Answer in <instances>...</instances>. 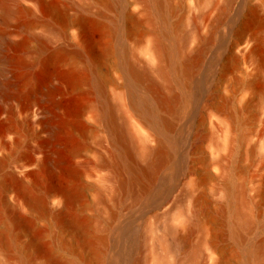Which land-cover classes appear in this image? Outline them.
I'll return each instance as SVG.
<instances>
[{"label": "rangeland", "instance_id": "obj_1", "mask_svg": "<svg viewBox=\"0 0 264 264\" xmlns=\"http://www.w3.org/2000/svg\"><path fill=\"white\" fill-rule=\"evenodd\" d=\"M49 1L65 5L67 12L74 17L87 15L83 16L84 23L75 24V28L81 32L76 43L79 47L87 46L86 49H91L90 53L96 54L94 56L102 55L101 50L111 44L110 49L113 48L103 56L95 72L102 75L100 77L104 79L108 97L115 92H126L119 60L121 47L129 58L141 61L144 58V61L143 50L154 35L143 1L123 0L127 11L135 17L136 24L120 25L119 33L109 30L112 28L110 21L118 18L119 9L110 7L108 0H74L79 8L87 9L85 12L79 10L77 5L69 6V0ZM165 13L174 40L189 31L192 23L196 24V35L202 36L207 30L214 29L205 62L211 56H217L219 61L208 74L204 66L194 73V81L203 79V91H193L191 102L177 121V125L181 126L189 120L201 130L203 139L206 138L204 136L207 138L200 143L197 154L188 158L190 175L174 183L169 201L155 214L154 219H136L129 206L130 200L124 199L119 204L120 221L131 220L135 230L134 256L144 257L151 224L156 234H160L166 225L180 227L178 217L183 206H186V215L192 217L194 198L201 197V204L209 215L201 220L200 234L213 245L207 249L206 255L196 258L193 264H225V261L240 264L230 239L212 212L214 206L225 198L221 181L216 178L220 170L215 168L214 161L226 156L222 145L226 120L230 122L231 132L235 135L232 159L228 158V162L224 157L232 176L230 186L245 181L249 205H246L247 212L251 213L248 216L254 224L244 234L243 247L264 246V0H232L229 4L227 0H166ZM21 21L27 23L29 19L21 18ZM40 30L37 27L33 32L39 33ZM110 31L114 33L110 34L112 38ZM242 34L251 40L249 46L229 53L227 47ZM194 45V39L187 43L189 50ZM21 54L25 60L33 57L31 52ZM80 63L77 62L79 65L74 67L73 74L81 86L77 85L75 90L69 89L66 84L69 76L66 75L61 84L51 91L53 96H50L48 104L54 109L55 118L54 129L50 132L37 123V119L19 114L0 100V264H25L15 247L29 256L33 264H45L49 260V249H52L53 258L62 257L68 264H93L90 248L85 244L84 236L72 227V219L91 223L95 232L92 240L96 236L106 239L107 231L100 221H109V210L116 206L111 198L112 184L107 182L106 177L112 165L113 153L106 130L101 127L102 121L96 117L97 110L94 109L98 107L95 106L99 98L92 85L93 71L85 63ZM38 69L23 74L25 78H31L26 88L22 89L24 96L28 92L25 96H28L27 100L36 98V94L45 88ZM23 75L18 77V81L23 79ZM30 89L35 94H30ZM109 100L112 101V98L109 97ZM87 106L92 111H86ZM130 110L132 124L145 126L138 115ZM90 112L96 117L97 121H94L97 124L90 120L93 118L89 116ZM184 194L186 197L183 199ZM100 198L104 199V203ZM41 204L45 206V211ZM61 208L64 211L59 215L57 210ZM18 221L28 223L30 227L25 228L16 223ZM34 238L38 240L36 244L32 243ZM212 240L216 243H212ZM95 241L103 258L106 246ZM186 249L185 244H180L172 256L176 259L182 257ZM253 264H264V253Z\"/></svg>", "mask_w": 264, "mask_h": 264}, {"label": "bare ground", "instance_id": "obj_2", "mask_svg": "<svg viewBox=\"0 0 264 264\" xmlns=\"http://www.w3.org/2000/svg\"><path fill=\"white\" fill-rule=\"evenodd\" d=\"M142 1L154 35L143 50L144 61V58L142 61L129 58L123 46L121 47L119 60L126 92H115L109 95L112 98L111 101L106 94L107 87L104 85V79L100 77L102 75H97L99 72L95 71L103 56L113 48L110 49L112 45L104 46V50H101L102 55L94 56L95 53H90V48L89 51L86 49L87 46L85 48L82 46V48L76 43L81 32L75 28V24L84 23L82 22L83 16L87 15H77L75 18L67 12L65 5L61 6L49 0H0V100L4 102V105L7 103L8 107L16 109L19 114L37 119V123L50 132L55 118V111L48 104L50 96H53L52 89L59 86L67 75L69 82L66 84L69 89L75 90L77 85L81 86L73 74L75 73L74 67L77 68L76 65H79L77 62L81 61L80 64L85 63L86 67H90L87 68L93 71L92 85L99 98L96 102L98 105L95 106L98 107L94 108L97 110L96 117L102 121V125H99L106 130V137L113 153L112 165L108 168L106 177L107 182L112 184L111 198L116 202V206L113 210H109V221H100V225L106 228V239L101 236L95 238L99 244L106 246L103 258L96 241L92 240L95 232H93L91 223L72 219V227L84 236L82 238H85V244L90 248L89 253L91 252L90 257H92L93 264H193L196 258L206 255L207 249L213 245L200 234L201 220L209 215V211L203 203L201 204V197L194 198L192 217L186 215V206L182 203V212L178 217L180 227L166 225L160 234H156L151 224L145 244L147 254L144 257L134 256L135 230L130 219L120 221L119 204L124 199H129V206L136 214V219L140 217L146 218L147 221V217L154 219L155 214L169 201L174 183L179 178L185 179L190 175L191 168L188 158L197 154L200 143L207 136L203 139L201 130L189 120L181 126L177 125V121L183 116L191 102L193 91L196 90L199 93L203 91V79L194 81V73L204 66L208 74L219 61L217 56H211L205 62V55L212 45L214 29L207 30L202 36L196 35V24L192 23L189 31L174 40L166 23V0ZM230 1L232 0H227V4ZM67 4L77 5L74 0H69ZM108 5L119 9L117 10L118 18L110 21L112 28L110 27L109 30L113 29L116 33L120 25L124 27L136 24L135 17L127 11L123 0H108ZM80 9L84 12L87 10L82 6ZM82 11L81 13H84ZM21 18H28L29 22L23 23ZM37 27L41 30L39 33H34L33 30ZM110 34L113 35L111 31ZM244 35L238 36L227 47L229 53L249 46L251 40ZM191 39H194L195 45L189 50L187 43ZM109 41L111 42V39ZM21 52H31L33 57L25 60ZM36 68H39L38 71L42 73L39 72L40 79L43 80L42 86L45 84V88L41 93L36 94L38 95L36 98L32 97V100H27L28 96H25L28 92L24 96L22 91L31 78L29 76L25 78L24 75ZM21 74H24V77L18 81ZM29 86L32 89L31 85ZM29 93L34 92L31 90ZM53 106L56 109V104ZM88 106L85 107L86 111L90 110ZM129 109L138 115L146 127L132 124ZM90 114L92 118V113ZM96 117L90 120L94 121ZM94 124L97 122L94 121ZM224 125L226 130L222 145L226 151L224 157L227 160L234 152L235 135L231 132L232 127L229 121L224 120ZM211 137H213L212 134ZM224 157L214 162L215 168L220 170L216 178L221 181L225 198L214 206L212 212L217 218V223L223 228L224 234L230 239V244L234 247L240 264H253L259 255L264 253V246L260 244L252 248L243 247L244 234L254 225L248 216L251 213L247 212L245 181L238 182L233 187L230 186L233 181L229 166H227L229 161L227 160L225 164ZM163 172L164 175H162ZM17 183L21 184L19 180ZM71 197L72 195L69 199ZM185 197L186 194L182 196L183 199ZM100 201L104 203L103 198H100ZM43 205L42 208L45 211L46 208ZM135 208L142 210L138 211ZM63 211L64 209L61 208L57 210V213L60 215ZM16 223L25 228L30 227L26 222ZM37 241V238H34L32 243L36 244ZM180 244H185L187 249L182 257L176 259L172 256V252ZM15 250L25 264H33L31 258L22 253L19 248L15 247ZM47 252L49 260H46L45 264H68L62 257L53 258L52 249ZM227 262L224 263L228 264Z\"/></svg>", "mask_w": 264, "mask_h": 264}]
</instances>
